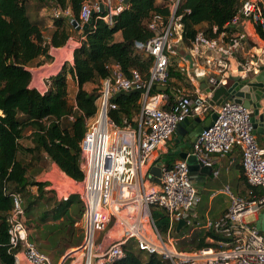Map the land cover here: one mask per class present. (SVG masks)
Instances as JSON below:
<instances>
[{
  "label": "built area",
  "instance_id": "built-area-1",
  "mask_svg": "<svg viewBox=\"0 0 264 264\" xmlns=\"http://www.w3.org/2000/svg\"><path fill=\"white\" fill-rule=\"evenodd\" d=\"M155 3L162 4L168 14L153 13L147 24L153 37L145 43H133L137 55L152 59L148 79L144 80L137 71L126 77L121 65L110 61L106 65L108 76L101 80L97 112L85 121L79 161L83 179H65L67 189L59 197L66 201L76 195L82 202L84 239L59 264H115L125 257L129 245L169 264H264V234L248 220L264 207V147L256 140L253 110L235 99H227L219 106L209 105L214 92L230 87L233 77L252 79L264 68V0H239L236 14L222 30L213 27L198 32L192 46L184 49L187 55L179 57L176 50L182 40L179 10L183 0ZM128 4L126 0L86 1L77 25L87 23L92 12L99 13L102 6L104 14L98 18L112 26L114 17ZM47 15L52 21L67 19L71 25L75 21L69 9L52 7ZM171 61L176 62L181 74L188 75L190 82L205 79L206 89L203 91L197 84L189 92L159 91L169 81ZM154 87L157 93H153ZM131 92L140 96L137 125L121 128L110 117V112L117 109L111 99ZM68 99L77 111L75 96L69 98L68 94ZM213 113L215 122L199 134L189 155L212 169L216 158L240 152L242 176L249 189L246 197H241L226 187L223 193L230 200L228 211L217 221L205 223L204 228L222 237L221 241L214 245L210 240L208 247L182 251L177 245L176 228L181 221L185 227L200 226L194 223L200 197L184 160L168 165L155 155L164 150L180 123ZM68 119L74 121L72 116ZM152 167L160 169L158 184L150 174ZM212 174L218 177L219 170ZM12 200L13 208L6 221L8 244L15 250L14 264H52L30 240L21 195L13 194ZM152 208L162 210L168 219L165 235L152 218Z\"/></svg>",
  "mask_w": 264,
  "mask_h": 264
},
{
  "label": "trees",
  "instance_id": "trees-1",
  "mask_svg": "<svg viewBox=\"0 0 264 264\" xmlns=\"http://www.w3.org/2000/svg\"><path fill=\"white\" fill-rule=\"evenodd\" d=\"M27 1L0 0V264H14L15 250L8 244L6 221L13 208L12 195L20 194L22 198L29 187H36L37 192L42 195L44 188L48 186L45 182L28 180V165L19 159V155L28 152L42 153L66 177L81 181L83 173L79 166L80 143L86 132V119L95 116L97 112L96 101L101 80L108 76L106 65L114 61L121 65L126 77L130 76L131 71H137L147 80L152 59L137 55L130 42H147L153 37L147 25L151 15L168 14L167 9L162 4H156L155 0H130L128 8L114 17L112 26L98 18L104 13L95 14L87 30L81 34L83 39L80 45L71 55L73 64H63L56 75L48 78L47 89L42 94L31 87L30 68L49 61L50 48L63 47L70 38V32H77V29L67 19L51 20L54 31L46 41L43 29L37 22L31 21L27 14ZM46 1L52 7L69 9L72 18L80 24L82 5L89 0ZM238 7L239 0H183L179 10V14H182L183 47L190 48L198 32H207L213 27L222 30L224 24L236 14ZM185 10L189 12H184ZM118 33L121 41H115ZM68 77L73 78L77 85V111H74L73 104L68 99ZM171 79L183 81V75L177 71L175 61H171L169 67L166 93L171 89H178ZM96 83H99L98 88L91 91L85 89L86 85ZM157 92L154 87L153 93ZM139 99L137 92L119 94L111 99L117 109L110 112V117L117 126L124 128L137 125ZM71 116L74 121H69ZM24 140L32 147L25 146L22 143ZM173 153L169 149L164 155L167 164L180 160ZM33 203V200L28 202V209H31ZM74 203L83 205L76 195L70 196L66 201H58L50 211L52 218L59 221L65 217L70 221L68 211ZM83 208L84 206L81 215ZM151 214L160 233L165 235L168 228L166 215L158 208H152ZM180 232L175 233L177 239ZM211 235L209 233L208 236ZM205 236L194 235L189 243L191 250L208 247L204 243ZM214 238L219 239L217 236ZM141 255L133 249V245H129L125 250V257L115 264H169L156 256H147L143 260Z\"/></svg>",
  "mask_w": 264,
  "mask_h": 264
},
{
  "label": "rangeland",
  "instance_id": "rangeland-1",
  "mask_svg": "<svg viewBox=\"0 0 264 264\" xmlns=\"http://www.w3.org/2000/svg\"><path fill=\"white\" fill-rule=\"evenodd\" d=\"M51 8L52 5H50V3L46 0H43L42 2H39L38 0H28L26 3L27 14L30 20L33 22H37L43 29V31H48L45 21L49 20L47 14ZM42 10L45 11L46 14L40 17L39 13H41ZM70 34V37H72L75 41L79 40L80 35L75 33V31H71ZM119 39L121 40L120 34L116 36L115 41H118ZM71 45L73 44L68 43L61 49L52 48V50L50 51L51 59L49 61H44L41 65L30 68L34 83L40 82V84L44 83L46 85V78L54 76L53 74L56 71L59 72L63 64H73L72 59H66L63 57L60 61H58L55 55L56 52L70 49ZM72 49L74 51L75 47ZM98 87L99 83L89 84L85 86V88L89 91H91L93 88ZM68 88L69 98H72V88L69 85ZM22 143L25 146L31 145L27 140H24ZM46 158L42 153L28 152L19 155V159L23 160L24 163L28 165L27 177L30 182H45L48 184L47 187H49L52 185L50 182H48L49 179L53 182L54 185V190L51 188L50 190H45L42 195L37 192L36 187H29L28 190H26L27 193H23L22 198L24 208L27 209L25 210V218L27 226L30 230V240L36 244L38 250L41 253H43L50 259L52 264H59L64 261V259L61 258L65 254V252H71L72 250L77 248L75 247V245L82 244L83 242L85 228L81 215L83 205L74 203L69 208L68 215L70 216V221L65 217L64 219L59 221H55L52 218V213H50V211L55 207L58 201H62L59 200V197L67 189L66 186L68 185V182L65 181L68 180L65 179H67L68 177H66L57 168L56 165V167H53V163L48 158ZM47 173L49 174L46 175ZM27 196H29V198ZM31 200H33L34 203L31 209H28V202H30ZM75 223H77L78 225L75 226ZM202 234V232L197 231L193 233V235L196 236H202ZM190 239L191 238L185 241L183 239H179V250L192 251V246L189 244ZM135 251L138 252L137 250ZM141 256L143 260L147 258V256L144 254H142ZM69 261L70 260H67L66 262Z\"/></svg>",
  "mask_w": 264,
  "mask_h": 264
},
{
  "label": "crops",
  "instance_id": "crops-1",
  "mask_svg": "<svg viewBox=\"0 0 264 264\" xmlns=\"http://www.w3.org/2000/svg\"><path fill=\"white\" fill-rule=\"evenodd\" d=\"M43 14H44V12L42 13V11H41V13H39L40 17L43 16ZM45 22H46V28L48 31H43V34H44L45 39H48L49 35L54 31V27H53V24L49 20L45 21ZM75 33L80 35L79 40L75 41L72 37H70L65 45H67L68 43H71V44H73V48L74 47L76 48L80 45V41L83 39L81 36L82 31H77ZM119 34L120 33L116 34L115 38ZM118 41H121V40L119 39ZM251 45H252V43H251ZM177 46L179 49L176 50V46H175L174 50H176L178 57L182 56V55H187L186 50H184V49H188V48L183 47L181 42H178ZM181 47H182V49H181ZM61 48H57V49H61ZM51 50H52V48H50V50H49V55H51L50 54ZM72 52H73V49H72ZM56 58L58 59V61L61 60L60 55L56 56ZM177 71L180 72L178 69H177ZM57 73L58 72L56 71V72H54L53 75H56ZM182 75H183V81H175V79H171V82L175 83L176 88L184 90L185 92L186 91L189 92V90H192V87L199 84V87L203 91L206 89L205 88L206 87L205 79H200L199 81L192 80L190 82L188 75H185V74H182ZM46 79H48V78H46ZM33 83H34V81L32 79V81H31V87L32 88L34 86L39 90L43 89L46 91L47 86L44 83H41V84H40V82H36L34 84ZM46 84H47V82H46ZM68 85L72 88V91H73L72 97H74L77 93V90H78L77 85L75 83V80H73V78H71V77H68ZM68 93H69V88H68ZM258 114L263 115V132H264V98H261L259 101ZM195 118H200L201 122H204L207 119L206 115L194 116V117H191L189 119L194 120ZM187 136H188V132H185L183 130L176 131L174 133V135L172 136L171 140L168 142V144L164 148V150L158 152L155 155V158L159 157V158H161L162 161H165V163H166V159L164 158V155L168 152L169 149L172 150L173 152H175L177 150V148L180 147V144L185 143ZM175 140H177V142H174ZM256 140L261 147H264V133H263V136L256 134ZM190 151H191V148L184 150V152H187V153H190ZM45 158H46V156H45ZM240 160H241L240 152L234 151L233 153L227 155L226 157L216 158V165L213 166L211 174L209 176H201V175L197 174L195 177H191L192 183H193L194 187L196 188L197 193L200 197V202H199L196 210L194 211V213L197 216L194 223H197L200 226L198 228L182 226L179 230V231H181L179 233V235L181 234L179 236V239H183L184 241L189 239V238L192 239V236H194L193 233L195 231H197V232H202L203 233L202 236H205L207 234L204 237V243H206L208 245H211L210 240H212L214 242V245L218 241L222 240V237H220L218 234L212 232V230L205 229L204 225L207 221H211V222L217 221L228 211L229 206H230V200H229V197L225 193H223L226 187H229V190L235 196L246 197L249 186L246 184V181L241 174ZM52 165H53V167L55 166V164H52ZM168 165H170V164H168ZM215 170H219V175L216 178L213 177V174H212V172ZM48 174L49 173H47L46 175H48ZM50 181L51 180L48 179V182H50ZM50 187L51 186L45 187L44 190H46V191L50 190ZM249 221L262 234H264V207L255 215L250 216ZM179 231L176 230L177 233ZM209 233H211L214 236H217L219 239L214 238V236H212V235L208 236ZM191 239H190V241H191ZM177 245H178V243H177ZM66 253L67 252H65V254Z\"/></svg>",
  "mask_w": 264,
  "mask_h": 264
},
{
  "label": "water",
  "instance_id": "water-1",
  "mask_svg": "<svg viewBox=\"0 0 264 264\" xmlns=\"http://www.w3.org/2000/svg\"><path fill=\"white\" fill-rule=\"evenodd\" d=\"M130 0H126V4ZM103 7H100L99 13H103ZM97 14L93 11L90 19L83 26H78L76 21H73V26L76 27L77 31H86L91 24L92 17ZM133 44V42H130ZM159 91H166L167 87H160ZM264 92V68H261V72L255 78L242 80L239 77L232 78V84L230 87H220L218 88L212 98L209 101L210 106H219L223 101L227 99H235L236 102L242 103L246 108L253 110L254 118L253 127L256 134L263 136V115L258 114L259 101L261 99V94ZM216 120V115L213 113L207 116L204 122H201L200 118H195L194 120L187 119L180 123L176 131L188 132V136L184 144H180V147L173 153L178 156L180 160H184L188 166V170L191 177H195L197 174L201 176H209L212 169L202 165L195 156L189 155V153L184 152L185 149H190L192 144L196 141L199 134L211 126ZM174 142H177L175 140ZM150 174L155 178L154 182L159 183L158 178L160 177L159 167H152ZM184 226V222L178 223L176 230L179 231L180 228Z\"/></svg>",
  "mask_w": 264,
  "mask_h": 264
},
{
  "label": "bare ground",
  "instance_id": "bare-ground-1",
  "mask_svg": "<svg viewBox=\"0 0 264 264\" xmlns=\"http://www.w3.org/2000/svg\"><path fill=\"white\" fill-rule=\"evenodd\" d=\"M72 48H73V45L70 47V49H65V50H63V51H59V52H56V56H59L60 55V57L61 58H66V59H71V55H72Z\"/></svg>",
  "mask_w": 264,
  "mask_h": 264
},
{
  "label": "flooded vegetation",
  "instance_id": "flooded-vegetation-1",
  "mask_svg": "<svg viewBox=\"0 0 264 264\" xmlns=\"http://www.w3.org/2000/svg\"><path fill=\"white\" fill-rule=\"evenodd\" d=\"M261 98H264V92L261 94Z\"/></svg>",
  "mask_w": 264,
  "mask_h": 264
}]
</instances>
